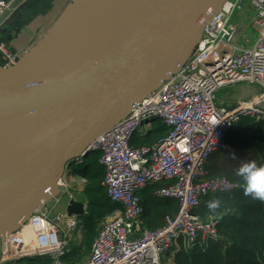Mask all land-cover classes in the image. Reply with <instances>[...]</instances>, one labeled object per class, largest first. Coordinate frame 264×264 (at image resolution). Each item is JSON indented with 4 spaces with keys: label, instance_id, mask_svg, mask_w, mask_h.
<instances>
[{
    "label": "built area",
    "instance_id": "1",
    "mask_svg": "<svg viewBox=\"0 0 264 264\" xmlns=\"http://www.w3.org/2000/svg\"><path fill=\"white\" fill-rule=\"evenodd\" d=\"M27 1L0 0V26ZM249 28L257 31L250 45L243 38ZM0 53L6 67L23 55L1 43ZM240 84L256 86L260 94L228 108L216 105V92ZM262 101L264 0H227L203 25L186 63L100 135L91 145V154L81 152L73 161L72 166L83 165L88 155L98 153V164L104 170L101 185L110 202L118 206L99 225L84 264H162V257L175 247L206 249L216 241L219 217L202 218L193 211L206 197L230 194L238 184L225 177H210L206 166L217 152L235 158L226 137L242 118L264 121V110L258 106ZM156 121L167 134L149 146L133 147L131 141L144 136ZM72 166L58 180L59 197L65 196L66 203L80 201L86 214L87 201L72 193ZM150 189L155 200L177 204L176 214L167 216L164 225L154 231L144 228L142 220L143 194ZM53 207L43 206L17 231L0 239V264H25L27 259L71 264L64 260L72 251L70 236L76 231L80 240L83 225L77 228L79 216H68L65 211L51 217Z\"/></svg>",
    "mask_w": 264,
    "mask_h": 264
},
{
    "label": "water",
    "instance_id": "2",
    "mask_svg": "<svg viewBox=\"0 0 264 264\" xmlns=\"http://www.w3.org/2000/svg\"><path fill=\"white\" fill-rule=\"evenodd\" d=\"M225 1L73 0L43 39L0 68V239L50 207L65 168L186 63ZM54 2L27 1L22 25ZM216 94L228 108L260 89L240 84ZM64 211L84 215L76 200Z\"/></svg>",
    "mask_w": 264,
    "mask_h": 264
},
{
    "label": "trees",
    "instance_id": "3",
    "mask_svg": "<svg viewBox=\"0 0 264 264\" xmlns=\"http://www.w3.org/2000/svg\"><path fill=\"white\" fill-rule=\"evenodd\" d=\"M166 134L167 129L163 126L157 130L152 127L144 136L135 137L131 145L149 146ZM226 143L234 149L235 158H230L226 152H217L211 156L206 168L210 177H225L237 183L238 188L230 194L206 197L193 211L202 218L208 215L219 217L218 239L206 249H182L175 257V264H264V201L245 195L247 180L240 173L242 165L249 161H255L257 167H264V121L242 118L228 133ZM98 158L99 154L94 153L81 174L87 181L81 192L87 201V213L89 211L90 217L97 221L118 210L101 185L104 170L98 164ZM151 193L152 189L144 192L142 220L144 228L154 231L164 225L167 216L176 214L177 204L173 200L157 201ZM214 202H218V206L210 207ZM95 227L91 226L83 233V246L87 252L97 235ZM81 258L77 255L64 260L77 264ZM24 263L49 264L50 261L27 259Z\"/></svg>",
    "mask_w": 264,
    "mask_h": 264
},
{
    "label": "crops",
    "instance_id": "4",
    "mask_svg": "<svg viewBox=\"0 0 264 264\" xmlns=\"http://www.w3.org/2000/svg\"><path fill=\"white\" fill-rule=\"evenodd\" d=\"M31 1L34 0H28V2ZM72 2L73 0H55L53 10L34 20L28 27L22 25V21L26 17L24 15L18 17L20 11L16 12L0 26V43L17 55L29 51L52 29ZM234 23L241 29L238 20H235ZM239 33H242V29L239 30ZM4 66L5 60L0 53V68ZM181 250V247H175L171 252L164 255L162 264H175V257Z\"/></svg>",
    "mask_w": 264,
    "mask_h": 264
},
{
    "label": "rangeland",
    "instance_id": "5",
    "mask_svg": "<svg viewBox=\"0 0 264 264\" xmlns=\"http://www.w3.org/2000/svg\"><path fill=\"white\" fill-rule=\"evenodd\" d=\"M256 36H257V31H254L253 29L249 28L246 30L245 36L243 35V38L247 39V41L249 42V45H250L253 43ZM228 89H221L217 92L216 95L220 96L222 94V92H225ZM221 103H223V101H221ZM226 103H228V102H224L223 104H226ZM161 127H162V125L159 122L156 121L155 123H153V128L155 130L160 129ZM92 157H93V154L88 155V157L85 159V163L89 162ZM85 163L83 165H73L72 166L74 179L72 180V183H71V189L74 191V192L72 191V193H74V195L76 196V198L78 200H85V198L81 192H82V189H84L85 186L87 185V181L85 179L83 181L81 178H79V176L83 172L82 170L84 169ZM145 195L146 194H143V196H145ZM56 198H60V199H59L58 203L55 204ZM47 202H48L47 204L49 206L54 205V207L50 213V216L53 217L57 213H62L64 211V207L66 204V197L65 196L59 197V193H57V194H55L54 197H51ZM114 213H112V214H114ZM107 217H109V216H106L103 219L97 221L96 219L90 217V214L88 211L87 214H84L83 216L78 217L77 228L79 227L80 224H82L83 229L85 231L89 227L96 225L95 229L98 232L99 225L101 224V222H103L105 219H107ZM69 245L71 246L72 251H71V254L69 255V257H67V258H75L77 255L81 256L82 258L79 260L80 262H78V264H84V262L87 260L89 254H90V251L87 252L85 247L83 246V235H82L81 239L78 240V236H77L76 231H73L71 233V236H70ZM78 246L80 247V249L78 248ZM1 254H2V251H1V240H0V257H1Z\"/></svg>",
    "mask_w": 264,
    "mask_h": 264
},
{
    "label": "clouds",
    "instance_id": "6",
    "mask_svg": "<svg viewBox=\"0 0 264 264\" xmlns=\"http://www.w3.org/2000/svg\"><path fill=\"white\" fill-rule=\"evenodd\" d=\"M240 173L246 177L245 195L253 199L264 201V167H257L255 161H249L242 165ZM214 202L210 207H217Z\"/></svg>",
    "mask_w": 264,
    "mask_h": 264
}]
</instances>
